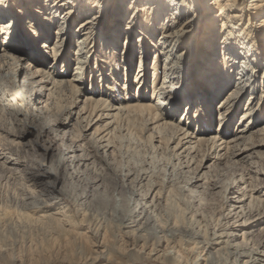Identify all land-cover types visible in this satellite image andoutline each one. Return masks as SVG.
<instances>
[{"label": "bare ground", "instance_id": "bare-ground-1", "mask_svg": "<svg viewBox=\"0 0 264 264\" xmlns=\"http://www.w3.org/2000/svg\"><path fill=\"white\" fill-rule=\"evenodd\" d=\"M13 1H0V21L5 4ZM57 1L62 3L60 10L68 6L69 1L85 7L83 2L90 6V13L95 12L94 16L100 15L111 3L110 10L114 15L119 4L118 0H99L97 3L95 0ZM138 2L145 6L135 8ZM125 11L128 13L121 32L123 50L118 56L124 65V58L129 53L126 41L133 32L137 33L133 41L136 48L141 50L148 43L152 46L157 58H161V66L156 70V64L152 69L157 71V76L161 74V79L152 87L151 93L146 91V72L140 61L135 78L123 85L120 96L111 86L115 80L108 77L109 73L106 74L103 67L97 73H91L95 86L92 89L86 87L84 77L88 75L86 68L95 54L93 48L103 41L102 36L96 37L97 30L91 31L92 22L89 20L78 27L80 37L71 53L75 66L69 79L64 75L71 60L66 55L68 49L64 50V39L69 43V33L64 27L57 29L55 43L49 49L54 62L48 64V57L45 59L38 52H34L31 59L21 56L18 47L6 42L7 48L1 51L0 63L6 66L11 61L17 63L27 74L30 69L34 70L31 80L39 91L70 90L75 97H81L82 100L77 101L82 104L81 111L74 114L87 122L85 132L95 128L90 140H94L93 148L107 170L114 171L111 156L118 146L110 139L115 126L142 113L154 126L157 133L154 140L162 145L164 140L174 144L169 150L175 152L177 158L197 156L207 147L209 161L215 163L229 159L236 167L241 163L249 164L258 185L251 194L247 185L240 186V190H236V186L233 190L229 188L222 212L206 207L204 202L197 205L195 199L192 202H188L185 196L180 199L172 189V182L166 180L168 184L165 182L160 187L149 180L150 175L136 180L133 172L116 175L120 178L119 183L111 193L102 183L93 182L89 190L80 194L76 189L81 187L79 183L88 180L86 173L93 164L90 151L83 149V144H60L51 135L62 131L45 127L39 134L44 144L43 156L34 158L36 167L25 165L33 171L29 172V181L39 190L28 191L23 196V205L18 207L21 209L8 211L0 208V260L8 256L12 264H30L47 248L57 254L64 249L79 251L78 259L88 260L90 264H140L144 260L159 264H264V239L259 243L254 239L257 231H264V208L256 213L247 212L254 201L264 205V184L259 178L264 175V168L254 160L264 149V126L256 128L264 121V72L259 78L264 64V0H213L211 4L206 0H131ZM169 14L171 16L166 18ZM201 14L208 23L203 37L199 35ZM238 28L240 31H236ZM157 31L159 36L154 39ZM46 39L43 35L42 40ZM187 42L190 50H197V55L183 49ZM118 43L117 39L107 45L111 48ZM136 54L139 60H144L142 52ZM183 60H191L194 64ZM109 65L112 66V62ZM198 73L204 78L198 83L199 93L187 100V109L183 110L186 104L177 93L184 92L191 81L187 79ZM96 83L100 84V95ZM228 87L230 89L214 112V101ZM259 89L262 92L257 97ZM108 95H114L115 100L111 101ZM243 102L244 113L236 121ZM192 112L195 114L193 119ZM216 113L219 127L215 131L212 132V126L194 131L195 123L198 128L204 114L208 115L203 120L208 126ZM166 129L173 130L167 139L162 133ZM7 150L0 152L3 164H18L14 158L16 151ZM199 181L202 179H197L192 187H186L183 195L198 196V187L194 185ZM144 183L147 184L145 191ZM254 194L258 197L255 198ZM63 201H70L77 207V220L70 214L72 207L53 212L62 207ZM50 211L53 213H48ZM10 222L24 229L40 227L49 234L50 240L39 243L32 237L17 253L13 239L6 236L5 227Z\"/></svg>", "mask_w": 264, "mask_h": 264}, {"label": "rangeland", "instance_id": "rangeland-1", "mask_svg": "<svg viewBox=\"0 0 264 264\" xmlns=\"http://www.w3.org/2000/svg\"><path fill=\"white\" fill-rule=\"evenodd\" d=\"M98 1L99 0H95L94 2L97 3ZM118 1L119 4L116 5V14L113 15V11L110 10V6H112L111 3L110 6L105 7L98 16H94L95 12L90 13V6L83 2L82 4L85 7H80L79 3L77 5V2L69 1V5L65 6L63 10H60V4L62 3L57 0H14L13 2L6 3L5 10L1 8L3 10V17H1V19L7 23L8 31H5L4 40L0 42V54L7 46L6 42H9L20 49L19 52L21 56L25 55L31 59L33 58L32 54L38 52L40 56L45 59L48 57L49 60L47 63L50 64L51 62H54L49 54V49L51 48V45L55 43V32H57V29L64 27L69 33L68 44L66 42L67 40L64 39V50L68 49L69 54H67L66 51V55H69L71 59V53L75 48V41L80 37L78 27L89 20L92 22L90 26L91 31L95 32L97 30L95 32L97 34L96 37L98 35L99 37L102 36L103 41L101 42L102 44L97 43L93 48V54H95L92 57V61L87 66V68L89 67L90 69L86 68L88 75L84 77L86 87L92 89V87L95 86V83L92 82L91 73L93 75V73H97L99 69L103 67L104 72H106V74L109 73V76H107H111L115 80L116 85L114 82L111 86H113L115 94L120 96L123 85L135 78L138 62L140 61V63L143 64L144 72H146L145 78L147 90L144 89V91L146 90L148 93H151L152 87L159 84L161 79V74L158 73L157 76V71H154L152 67L157 64L155 67L157 70V67L161 66V58L160 60L157 58V54L154 53V50L149 43L148 46H142V51L136 48L137 46H135L133 41L136 40L137 33L133 32L126 41L129 45V53L124 58L123 65L122 60H120L118 55H120L123 50V38L121 32L128 13L125 10L131 5V0ZM206 2L211 4L213 0H206ZM136 6L137 7L135 8L142 9V6L144 7L145 5H141V3L138 2ZM215 14H217V12H214V15ZM170 16L171 14L166 18H169ZM200 16H202V22H200L199 35L203 37L207 31L208 23L207 19H203L202 14ZM212 17L213 15L210 16V18ZM92 18H94V20H92ZM259 18H261V16L258 17V19L256 18V20H259ZM46 20H49V23H47ZM219 21L220 19L217 24L218 27L220 25ZM190 30L193 33L195 32L192 29H189V31ZM236 31H240V28L236 29ZM159 33V31L154 33V39L159 36ZM238 34H240V32H238ZM43 35L47 38L46 40H42ZM117 39L118 42H120L117 45L115 44L111 48L107 45V43L113 44ZM189 42H187L183 49H188V51L191 49ZM64 50H62V53ZM137 51H140L145 55V57L142 55L144 60L138 59L139 55L136 54ZM189 54L197 55V50H190ZM72 60L73 58L70 60L68 68L64 74L66 79L71 77V73L75 66L74 60ZM111 62L113 65L108 66ZM185 62H187V64L193 63L191 60H185L184 63ZM33 71L34 70L30 69L27 74L19 64L12 61L9 62L7 66L0 63V152H6L8 151L7 149L15 150L16 156L14 158L18 161V164L16 165H5L3 164V161L0 160V208L8 211L21 209L18 207L23 205V202L21 201L23 196L27 195L28 191L37 192L39 190V187L32 185L31 181H29V172L32 170L27 169L25 165L36 167L34 158L40 159L41 156H43L44 144L39 138V134L45 127H49L50 130L60 129L62 131L55 132V134L51 135L54 139H58L60 144H83V149L88 150V153L90 151V157H92L90 162L93 164H91L86 173L88 180L79 183L81 187L76 189L80 194L89 190L93 182L102 183L104 189L111 193L119 183L118 180L120 178L116 175H120V173L122 174L124 171L125 173L133 172V178L136 180H140L142 177L150 175L149 180L155 181L160 187H163V183L165 184L167 181H169V183L172 182V189L174 193L176 192V195L180 196V199L181 197L183 198V196H185V199L187 198L186 200L188 202H192L195 199L194 202H196L195 204L197 205H200V203L203 204L204 202V204L206 203L209 205H206V207L211 209L215 208L222 212L225 206V197L229 188L233 190L236 186L235 189L240 190L242 189L240 186L245 187L247 185L249 190L248 193L251 194L253 189L258 185V181L255 180V174L250 172L249 164L241 163L240 166L237 165L236 167V165L229 159L217 161L215 163L214 161H209L210 156L208 153L210 152L207 147H205L202 152L198 153L197 156L195 155L196 157H190L193 161L189 157L186 159V155H184L185 157L177 158L174 155L175 152L169 150L171 146H175L174 144L170 145L167 140H164L162 145L154 140L155 135H157L155 130H153L154 126L152 125L151 120L148 119L147 115L142 113L126 118L115 126L116 129L113 131L110 140L115 146H118L116 147V149H118L111 156L114 171L107 170L101 157H97V150L93 148L95 145L94 140H90L91 133L95 128L90 132H85L87 122L81 121L79 115L74 114L81 111L82 104L77 103V101H81L82 98L75 97L70 90H56L50 92L39 91V89L37 90L32 83L33 80H31ZM153 72L156 78L153 76ZM263 72L264 64L260 69V79ZM139 78L140 76H138L137 79ZM202 78V73L196 74L193 78L191 76L187 79V81L191 80L187 84L189 86L185 87L184 92L177 93V96L182 101L184 100V103L186 104L183 107V110L187 109V100L191 98V96L199 93L198 83L204 79ZM126 86H128V84H126ZM95 88L99 92L98 95H100V84L96 83ZM228 89L230 88H224L223 92H220L218 98L214 101L212 107L214 112ZM261 92V89H259L256 96H260ZM130 95L133 96L132 91H130ZM108 97H110L109 99L111 101L115 100L114 95H108ZM198 103L200 105L202 104L201 101H198ZM244 104L245 103L243 102L242 107L236 115V121L239 120V117L244 113ZM194 113L192 112V119L195 117ZM145 116L147 118H145ZM206 116L208 115L206 114ZM206 116L204 114L200 118L198 128L196 125L197 123H195L193 128L194 131H199L200 129L207 130L208 127L211 128L212 126L213 132L219 127L218 121L215 119L218 117L217 113L213 116L212 124L208 126L204 123V117L206 118ZM260 126H264V121L256 128H259ZM162 133L163 138L167 139L172 136L173 130L166 129L163 130ZM254 160H258L256 162L260 163L259 166L261 168H264V149L262 150L260 157L255 156ZM47 164H49V162ZM251 177L254 181L251 180ZM259 178L262 179L264 184V175L259 176ZM197 179H202V181H199L194 185L198 187V196H195V198L192 195L190 197L185 194L183 195V190L186 187H192ZM146 183L148 184L147 181ZM147 184L144 186L143 191L147 189ZM148 189L150 190L149 187ZM254 197H258V194H254ZM62 203V207L53 210V212L62 211L72 207L70 208V214H72L74 219L77 220V207L72 205L70 201H63ZM263 208L264 205L254 201L248 206L247 212L248 214H251V212L256 213L262 211ZM53 212L50 211L48 213ZM5 229L6 236L13 239L12 241L15 243L14 248H16L17 253L23 248L21 246H26V242H30L29 240H31L32 237L37 239L36 242L39 243H48V240H50L49 234L45 233L40 227L24 229L20 227V225L10 222ZM254 237L255 241H258L257 243H259V240L264 239V231H257ZM41 253L42 252L39 254ZM79 253L81 252H71L68 249H64V251L62 250L57 254L52 251L49 252L46 248L45 251L43 250L42 255L33 258L35 261L30 264H90L88 260H79ZM172 253L174 254V252ZM0 262L2 264H12L8 256L6 259H1ZM16 264L21 263L18 262ZM140 264L159 263L144 260L143 262L141 261Z\"/></svg>", "mask_w": 264, "mask_h": 264}, {"label": "snow or ice", "instance_id": "snow-or-ice-1", "mask_svg": "<svg viewBox=\"0 0 264 264\" xmlns=\"http://www.w3.org/2000/svg\"><path fill=\"white\" fill-rule=\"evenodd\" d=\"M5 31H8L7 23L4 21H0V42L4 40Z\"/></svg>", "mask_w": 264, "mask_h": 264}]
</instances>
